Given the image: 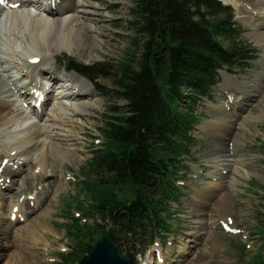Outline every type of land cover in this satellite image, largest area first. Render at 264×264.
<instances>
[{"label":"rangeland","instance_id":"374dc122","mask_svg":"<svg viewBox=\"0 0 264 264\" xmlns=\"http://www.w3.org/2000/svg\"><path fill=\"white\" fill-rule=\"evenodd\" d=\"M96 1L94 15L100 24L99 35L102 40L101 48L97 49L98 57L93 61L84 60L82 54L75 55L73 47L58 51L61 53H55L51 63L58 64L59 71H70L67 60L83 65L103 61L116 64L128 49L136 51L133 45L136 32L131 24L130 9L133 0ZM232 7L240 27L238 40L247 45V50H251L252 58L241 61L236 67L221 70L217 84L206 92L207 96L203 95L194 103L198 121L191 131L192 141L187 145L188 153L177 156V163L173 168L178 172L166 182L176 189L174 194L178 191L166 206L167 212L161 215L162 219L165 218L166 226L156 228V232L150 235L152 239L137 244L135 250L131 245H124L123 253H128L134 264H256L257 255L262 250L263 49L258 46L254 34L255 24L247 20L252 14L245 10L240 13L235 4ZM31 9L34 13V8ZM41 17L43 15L39 14L35 18ZM31 22L36 24L34 22L37 21L32 19ZM44 51H47L46 47ZM165 72L166 70L161 78L163 81ZM222 72L242 83L240 88L229 87ZM84 79L87 80L85 77ZM87 82L91 84L89 80ZM44 83L47 85L46 80ZM98 83L103 87L100 91L92 84V100L96 101V105L85 115L75 117L71 140L65 135L63 120L57 121L58 128L54 131L59 134V139H47L46 145L49 144L52 151L57 149V145L60 147L58 153L56 150L53 152L55 161L45 146L48 152L44 150L43 153L49 156L46 159L49 167H44L46 172L36 161V154L40 157L41 151L34 154V150L27 157L17 160L18 162L11 157L24 145L22 142L15 145L14 142L26 140V134L35 136L30 124L37 121L38 117L21 103L15 93H10V98L18 101L15 108L18 111L13 113L8 108L3 113L10 122L7 126H0V180H4V177L5 181L15 178L17 182L13 185L5 182L7 184L0 188V223H11L7 234H0V239L5 242V246L0 247V264H77L86 253V245H93L101 237V230L96 224L102 223L96 219L92 201L100 192L111 190L112 186L108 182L110 178L105 177L106 180H103L93 176L88 162L92 145L104 143L100 129L103 113L109 105V98L105 93L111 82L107 78H99ZM245 84L251 87L247 89ZM55 90V87L52 88L48 95H56ZM227 93H233L239 98L237 109H233L234 103L228 97L229 102L224 101L223 96ZM249 94L240 106L242 96ZM5 95L0 94V98ZM248 99L250 102H247ZM50 101L53 103L51 99L43 106L45 112L49 111ZM188 103L187 99L185 104ZM21 110L24 113L21 114ZM224 111L231 116L228 122L215 121L214 117L221 116ZM5 143H9L8 147ZM38 146L39 142L34 148ZM25 160L28 161L27 165L23 163ZM224 160H232L233 163ZM228 162L233 164L239 174L231 176L233 173L225 170L228 172L224 176L227 187L218 189L210 175L216 171L215 167H224ZM52 165L54 166L50 167ZM6 166L15 170L23 168V171L6 177L3 174ZM230 176L235 181L233 186L228 184L233 181ZM114 192L118 198L130 197V190L126 186H119ZM20 205L26 217L20 216L21 213L18 215L19 211L16 210ZM157 242L161 246L162 259L157 252L151 257L149 254ZM120 253L123 254L121 250Z\"/></svg>","mask_w":264,"mask_h":264},{"label":"trees","instance_id":"16d2710c","mask_svg":"<svg viewBox=\"0 0 264 264\" xmlns=\"http://www.w3.org/2000/svg\"><path fill=\"white\" fill-rule=\"evenodd\" d=\"M130 9L136 51L128 49L116 64L67 60L68 70L96 90L103 89L99 78L111 82L100 129L104 143L92 145L88 165L93 176L110 178L112 189L99 193L92 210L102 223L96 227L108 231L122 253L124 245L135 250L165 225L161 215L176 190L166 182L178 172L177 156L188 153L198 121L194 103L217 84L220 70L252 58L238 40L233 9L220 0H133ZM119 186L128 187L130 197L118 198ZM86 246L88 253L92 245ZM255 263L264 264V243Z\"/></svg>","mask_w":264,"mask_h":264},{"label":"bare ground","instance_id":"6f19581e","mask_svg":"<svg viewBox=\"0 0 264 264\" xmlns=\"http://www.w3.org/2000/svg\"><path fill=\"white\" fill-rule=\"evenodd\" d=\"M95 1L96 0H5L3 4H0V94H6L5 97L0 98V126H7L10 122V119L7 118L6 115H3L6 109L9 108L15 113L18 111V109H15L18 102L17 99H11L9 96L10 93L13 92L27 109L31 112H35V116L38 117V120L30 124V126L34 128L35 136L26 134V140L14 142L15 145L20 142L24 145L20 147V151L15 152L11 157H14L17 161L22 157H27L32 151L34 152V150V154L41 151L40 157L39 154H36V161L41 168L44 169V172L47 171H45V165L49 167L46 160L49 156L45 155L43 151L47 147L55 161L56 158L53 152H55V150L56 152L59 151V145H57V149L53 151L49 144V146L46 145L47 139L52 141L54 139H59V134L57 135L54 131L55 128H58L56 127L57 121L59 119L63 120V130L66 132L65 135L71 140L73 136L71 130L74 128L72 123L75 121V117L85 115L91 107L96 105V101L94 102L92 100L94 97L92 84L87 82V80L74 70H70L71 72H66V70L61 72L59 71L60 67L58 64L51 63V60H54L55 53H61L58 51H66L70 47H73V50L76 52L75 55L82 54L84 60L93 61L98 57L99 54L97 49L101 48L102 40L99 35L100 24H98L94 15V12H96L95 5L97 4V1ZM221 1L232 6L235 4L240 13L245 10L252 14L247 20L255 24L256 31L254 30V34L256 35L258 46L263 49L261 57L264 60V0ZM31 8H34V13L31 12ZM39 14L43 15V17H41L42 22L41 18H35L36 15ZM32 19L37 21L34 22L36 24H31ZM45 47L47 51H44ZM224 73L225 72H222L229 83V87L236 86L235 88H240L242 83H239L233 76L226 73L225 75ZM42 78L47 81V85ZM246 86L247 89L251 87L250 85ZM54 87L56 88V92L54 91L56 95L51 97L48 94ZM249 96L250 94L242 96L239 105H243ZM227 97L233 101V109H237L236 104L239 102V98L233 95V93L230 95L227 93V95L225 94L223 96L225 102H229ZM51 99H53V103L51 104L50 101L51 105L49 111L45 112L43 106ZM247 102H250V99H248ZM222 108H224V106H222ZM22 113H24V111L21 110V114ZM230 117L231 116L224 111V113H221V116L216 115L214 120L228 122ZM22 138L23 137H21V139ZM39 138L42 139L39 141ZM37 142H39V146L34 148ZM8 144L9 143L6 144L7 147ZM11 145L10 143V146ZM45 152L47 153L48 151L45 150ZM68 152L72 153L69 150ZM4 155L5 154H3V156ZM224 161L232 162V160ZM23 163L27 165L28 161L25 160ZM53 166L54 165L50 167ZM215 169L216 171L213 175H209L215 180L218 189L224 188V186L227 187V183L224 182L226 177L224 176H226L228 172L233 173L231 176L239 174L236 168L233 167V164L229 162L224 167H215ZM21 171H23V168L15 170L13 167L6 166L3 170V174H5L6 177H10V175L20 174ZM231 176L230 180H233ZM14 179L15 178L5 181L4 177V180H0V188L7 183L11 185L15 184L17 181ZM228 184L233 186L235 181H229ZM16 211H19V213L17 212L18 215L20 213L22 214L20 216H27L21 208V205ZM190 212L193 214L192 211ZM195 212H198V210ZM196 217L199 218L200 216ZM197 223L200 224V221H197ZM10 225V222H1L0 234H7ZM192 237L195 240V237ZM2 246H5V242H2L0 239V247ZM160 248L159 242L155 243V246L152 247L149 253L150 257L157 252L160 259H162Z\"/></svg>","mask_w":264,"mask_h":264},{"label":"water","instance_id":"95a60500","mask_svg":"<svg viewBox=\"0 0 264 264\" xmlns=\"http://www.w3.org/2000/svg\"><path fill=\"white\" fill-rule=\"evenodd\" d=\"M150 239H152V236H150ZM129 263V259L120 253L118 246L111 240L109 232H105L93 244L90 252L83 256L77 264Z\"/></svg>","mask_w":264,"mask_h":264},{"label":"snow or ice","instance_id":"6c2138e0","mask_svg":"<svg viewBox=\"0 0 264 264\" xmlns=\"http://www.w3.org/2000/svg\"><path fill=\"white\" fill-rule=\"evenodd\" d=\"M5 2V0H0V4H3Z\"/></svg>","mask_w":264,"mask_h":264}]
</instances>
